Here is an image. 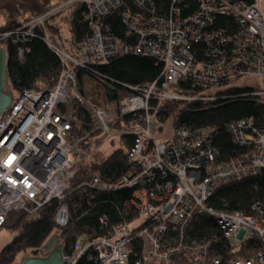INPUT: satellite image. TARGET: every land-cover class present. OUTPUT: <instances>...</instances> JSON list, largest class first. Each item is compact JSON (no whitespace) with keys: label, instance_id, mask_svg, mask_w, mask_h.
I'll use <instances>...</instances> for the list:
<instances>
[{"label":"built area","instance_id":"1","mask_svg":"<svg viewBox=\"0 0 264 264\" xmlns=\"http://www.w3.org/2000/svg\"><path fill=\"white\" fill-rule=\"evenodd\" d=\"M124 4L62 0L0 31V46H16L23 59L43 30L63 65L55 86L22 91L0 116V228L13 212L37 220L52 202L58 204L54 223L66 228L94 209L102 193L128 190V211L120 221L100 217L104 233L78 236L71 253H63V264L83 257L97 264H264V207L254 203L247 214L211 203L219 189L264 173V122L230 123L232 142L244 152L224 161L216 127L183 124L161 136L166 124L157 114L162 103L209 101L234 88L250 89L248 95L264 102V89L241 84L264 78V0H198L185 15L180 8L157 10L155 0H132L133 7L124 9L122 39L106 19ZM77 5L86 8L90 34L68 49L54 40L46 22ZM220 17L231 20L232 31L216 26ZM202 44L206 49L198 55ZM127 54L161 62L160 77L145 87H123L106 107L79 94L77 71L102 79L97 68ZM73 92L94 121L66 110ZM124 146L131 173L108 183L92 168ZM206 215L216 220L231 257L215 248L216 238L191 239L192 222Z\"/></svg>","mask_w":264,"mask_h":264},{"label":"trees","instance_id":"2","mask_svg":"<svg viewBox=\"0 0 264 264\" xmlns=\"http://www.w3.org/2000/svg\"><path fill=\"white\" fill-rule=\"evenodd\" d=\"M49 1V0H46ZM156 9L169 14L172 8H180L185 15L198 7V0H155ZM57 3H50L48 8L55 7ZM132 0H125L124 7L112 12L106 22L117 37L124 39L126 36L123 23L124 9L132 8ZM189 10H188V9ZM86 8L77 5L64 13L65 20L70 27L71 36L65 38L61 23L56 20L58 14L46 22L47 31L52 34L54 40L63 47L70 49L76 40L86 38L90 34L86 18ZM69 13V14H68ZM67 14V15H66ZM13 23L0 26V31L8 30ZM216 26L233 30V23L227 18L220 17ZM7 53V78L6 90L11 91L13 99L16 100L24 90L40 89L41 83L48 87L57 84L63 65L60 59L49 49L43 40V30L32 39L28 47L29 52L25 57H18L17 47L8 43L2 46ZM206 45L197 46L198 55H201ZM105 77H95L99 81L108 100H117L120 92L125 86L145 87L156 81L162 72V63L153 57L127 54L118 56L104 66L97 68ZM83 72L77 71V79L81 80ZM191 92L195 91L190 89ZM250 89H229L221 92L215 99L209 101H169L158 106V116L163 126L172 119V128L176 130L180 125H189L202 128L214 126L217 128L216 146L221 159L226 161L244 152V149L232 142L229 133V124L244 118H254L264 122V102L258 98L248 95ZM17 93V97L14 95ZM66 107L74 117L80 119L85 115L82 103L72 99ZM152 108L157 107V102L152 101ZM85 122H90L89 115H85ZM163 126L161 130H163ZM132 163L124 146L110 157L98 168L101 176L108 183H114L123 176L131 173ZM80 178L78 177L77 181ZM128 190L102 193L97 200V206L78 221L70 223L66 228H59L54 223V216L58 204L52 202L41 210V217L37 220L29 219L24 212L11 213L3 227L17 232L14 238L0 251V264H15L16 258L21 253L30 252L27 257L37 251V257H48L49 253L43 252V247L53 237H58L63 247V253H71L78 236L82 234L101 235L104 227L100 223V217L107 216L110 224L120 221L123 214L127 213L126 199L130 197ZM260 203L264 207V173L256 178L242 179L231 186L221 188L217 191L212 205L226 212L242 211L251 214V206ZM81 212H77V217ZM121 214V215H120ZM191 239L216 238L218 243L215 248L220 249L225 258L231 257L229 250L223 241L222 232L214 218L201 216L195 218L188 230ZM139 247H137L138 249ZM228 253V254H227ZM242 252H239V254ZM21 263V262H20ZM19 263V264H20ZM77 264H97L95 260L83 257Z\"/></svg>","mask_w":264,"mask_h":264},{"label":"rangeland","instance_id":"3","mask_svg":"<svg viewBox=\"0 0 264 264\" xmlns=\"http://www.w3.org/2000/svg\"><path fill=\"white\" fill-rule=\"evenodd\" d=\"M61 3L62 0H4L0 4V25L6 24L8 22L13 23L16 22H23L24 20H27L29 18H33L35 16L40 15L42 12L45 11L46 8H48V5L50 3ZM69 14V13H68ZM67 15V14H66ZM56 18L60 19V21L65 22L64 23V32H66L67 28V22L65 20V15H58ZM14 24V23H13ZM78 84V92L79 94L84 97L85 99H88L93 102H97L102 106H107L109 101L107 100V97L105 95V90L102 86V84L97 81L94 77L91 75H88L86 73L82 74L81 80L77 79ZM241 84L243 85H253L256 88H262L264 89V78L255 79V78H245L241 80ZM41 86L48 88L47 85H44V83H41ZM17 97V93L14 95V97ZM72 99L76 98V93L73 92L71 95ZM72 106V103H68L66 106L69 108ZM83 106V104H82ZM83 109L85 111V115H89L90 119L94 121V118L89 114L85 107L83 106ZM92 128L95 129V124L92 125ZM172 128V124L170 121H168L165 125L164 132L161 134V136H165L169 133ZM17 234V232H13L7 229H0V251L14 238V236ZM29 252L21 253L17 256L15 264H19L21 260L28 255Z\"/></svg>","mask_w":264,"mask_h":264},{"label":"water","instance_id":"4","mask_svg":"<svg viewBox=\"0 0 264 264\" xmlns=\"http://www.w3.org/2000/svg\"><path fill=\"white\" fill-rule=\"evenodd\" d=\"M4 0H0V4ZM7 53L0 46V116L12 107L14 99L11 91L6 90L7 78ZM59 238L53 237L43 247V252L49 253L48 257H37V251L32 252V256L26 255L20 264H63V247L58 244Z\"/></svg>","mask_w":264,"mask_h":264},{"label":"crops","instance_id":"5","mask_svg":"<svg viewBox=\"0 0 264 264\" xmlns=\"http://www.w3.org/2000/svg\"><path fill=\"white\" fill-rule=\"evenodd\" d=\"M59 1V0H58ZM56 20L58 21V22H60L61 23V26H62V28H63V32H64V23L65 22H63V21H60V19H58V18H56ZM14 24L15 23H20V22H16V21H14L13 22ZM7 24V23H6ZM3 25H5V24H2V25H0V26H3ZM64 36H65V38H69L70 36H71V33H70V27H69V25L67 24V28H66V32H64Z\"/></svg>","mask_w":264,"mask_h":264}]
</instances>
